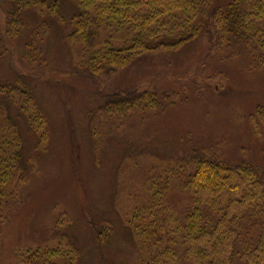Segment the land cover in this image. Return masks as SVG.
I'll list each match as a JSON object with an SVG mask.
<instances>
[{"label": "rangeland", "instance_id": "rangeland-1", "mask_svg": "<svg viewBox=\"0 0 264 264\" xmlns=\"http://www.w3.org/2000/svg\"><path fill=\"white\" fill-rule=\"evenodd\" d=\"M10 9L0 0L5 49L0 48V84H29L48 137L36 149L37 136L15 105L0 96L27 160V178L18 185V203L9 209L0 237V264H21L14 255L25 247L56 248L61 264H69L74 248L83 255L82 264H131L132 241L125 228L131 211L148 202L152 211L170 206L174 215L183 212L191 200L183 186L201 161L247 163L264 175V125L258 117L257 127L250 120L264 111V70L242 44L218 46L200 38L142 54L115 74L89 78L71 66L64 42L75 12L69 0L60 1L64 23L48 18L55 25L50 23L41 42L40 27L36 39L30 34L31 26L37 28L33 13L26 29L12 41L6 37ZM29 41L42 47L46 66L26 59ZM142 92L155 96L158 108L112 113L105 107ZM164 189L167 202L160 197ZM91 218L100 226L111 224L102 248L87 224ZM48 263L58 264L54 258Z\"/></svg>", "mask_w": 264, "mask_h": 264}, {"label": "trees", "instance_id": "trees-1", "mask_svg": "<svg viewBox=\"0 0 264 264\" xmlns=\"http://www.w3.org/2000/svg\"><path fill=\"white\" fill-rule=\"evenodd\" d=\"M60 1L6 0L11 8L6 37L12 41L21 29H26L27 15L33 13L32 22L37 28L31 26L30 34L36 39L40 27L41 42L50 33V23L55 25L48 18L64 23ZM69 2L75 12L69 17L70 30L63 36L72 55L71 66L83 73L79 75H112L129 68L142 54L161 48L174 50L200 38L217 42L218 46L242 44L253 64L264 70V0ZM0 48H4L2 38ZM75 48H79L77 56ZM25 49L26 59L39 68L46 66L42 47L29 41ZM28 85L21 80L13 88L0 84V96L15 105L37 136L35 148L41 150L48 137L46 120ZM129 94L105 107L112 113L158 108V100L148 92ZM257 117L264 125V111L259 109L250 119L252 126L260 125ZM26 161L18 128L9 118L5 102H0V237L9 209L18 203V185L27 178ZM183 187L191 200L180 214L174 215L170 206L152 211L148 202L131 211L132 219L125 225L132 241L131 264H264V175L258 168L247 163L201 161ZM167 192L160 190L162 202L168 201ZM87 224L95 234L96 245L102 248L112 233L111 224L100 226L93 218ZM74 250L69 264H82L83 255L79 249ZM20 253L13 255L21 264H49L48 258L61 264L63 259L56 248L25 247Z\"/></svg>", "mask_w": 264, "mask_h": 264}]
</instances>
